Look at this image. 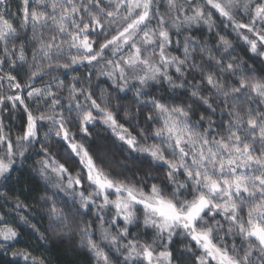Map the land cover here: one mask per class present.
<instances>
[{
  "label": "clouds",
  "instance_id": "1",
  "mask_svg": "<svg viewBox=\"0 0 264 264\" xmlns=\"http://www.w3.org/2000/svg\"><path fill=\"white\" fill-rule=\"evenodd\" d=\"M0 264H264V0H0Z\"/></svg>",
  "mask_w": 264,
  "mask_h": 264
}]
</instances>
